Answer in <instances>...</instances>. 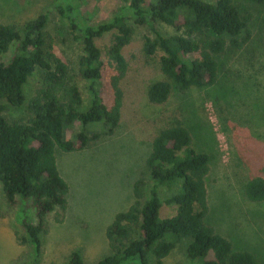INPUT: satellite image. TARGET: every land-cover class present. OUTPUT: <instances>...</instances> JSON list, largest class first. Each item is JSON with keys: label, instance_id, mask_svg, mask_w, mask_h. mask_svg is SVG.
<instances>
[{"label": "trees", "instance_id": "trees-1", "mask_svg": "<svg viewBox=\"0 0 264 264\" xmlns=\"http://www.w3.org/2000/svg\"><path fill=\"white\" fill-rule=\"evenodd\" d=\"M248 4L262 6L264 0H122L109 19L91 23L78 0H54L53 9L81 44L77 70L85 82L86 98L72 82L68 63L45 37L49 12L19 29L0 23V183L9 205L24 200L32 211V217L23 212L19 221L35 257L33 264L41 252L46 218L52 214L54 221L61 222L67 207L69 188L57 167L56 150H81L101 133L111 134L119 124L120 81L127 67L122 49L133 33L127 21L151 25L153 34L144 37L143 50L146 55L161 52L164 79L151 83L147 96L151 102L162 103L173 89L201 88L216 81L219 57L227 49L241 48L246 40L241 34L251 19ZM156 21L173 32L157 30ZM112 31L107 47L114 69L109 77L112 101L106 105L100 92L102 62L96 39ZM13 44V53L6 59ZM34 76L39 85L28 98L25 87ZM8 107L21 110L23 116L7 118ZM74 123L80 128L67 137ZM95 124L101 125L102 132L90 129ZM146 165L150 181L139 178L134 182L132 204L117 212L106 228L111 254L92 264H153L151 258L161 264L183 240L187 242L185 264H264L254 252L235 249L207 223L210 156L192 145L187 127L177 122L160 129ZM244 193L250 201H264V178L247 180ZM165 206L174 213L162 216ZM59 264L88 263L74 250Z\"/></svg>", "mask_w": 264, "mask_h": 264}, {"label": "rangeland", "instance_id": "rangeland-1", "mask_svg": "<svg viewBox=\"0 0 264 264\" xmlns=\"http://www.w3.org/2000/svg\"><path fill=\"white\" fill-rule=\"evenodd\" d=\"M78 1L83 16L91 23L109 19L122 5V0ZM53 2L0 0V23L19 29L40 13L49 12L45 37L53 51L68 63L72 82L86 98L85 82L77 70L80 41L69 33L53 9ZM248 5L251 19L241 34L246 40L241 48L227 49L219 57L216 81L201 88L173 89L162 103L151 102L147 96L148 86L164 79L161 52L146 55L143 50L144 37L153 34L151 25L127 21L133 33L122 49L127 67L120 81L119 124L111 134L101 133L81 150H56L57 167L69 188L67 207L61 222L54 221L52 214L46 218L37 264L63 263L74 250L88 264L111 254L106 228L117 212L132 204L134 182L139 178L150 181L146 158L155 135L177 122L189 129L192 145L210 156L207 223L228 238L235 249L246 248L264 263V201H250L244 193L247 180L264 178V5ZM153 25L162 33L173 32L163 22ZM114 33L107 32L96 39L102 62L100 92L106 105L112 101L109 77L114 69L107 47ZM13 50L14 44L4 55L6 59ZM38 85L36 76L29 79L25 87L28 98ZM5 115L14 119L22 117L23 112L8 107ZM79 128L74 123L67 129V137ZM90 129L102 132L100 124ZM23 212L32 217L24 200L14 205L7 203L0 183V264H33L35 257L19 221ZM173 213L174 209L167 206L161 211L162 216ZM186 244L185 240L178 243L161 264H185Z\"/></svg>", "mask_w": 264, "mask_h": 264}]
</instances>
